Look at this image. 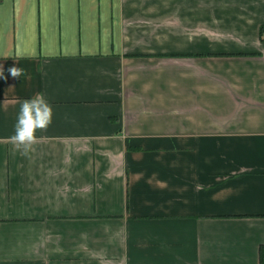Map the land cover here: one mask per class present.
<instances>
[{
  "label": "crops",
  "instance_id": "0c3cea01",
  "mask_svg": "<svg viewBox=\"0 0 264 264\" xmlns=\"http://www.w3.org/2000/svg\"><path fill=\"white\" fill-rule=\"evenodd\" d=\"M0 66V264H263L264 0H0Z\"/></svg>",
  "mask_w": 264,
  "mask_h": 264
},
{
  "label": "clouds",
  "instance_id": "9594fccd",
  "mask_svg": "<svg viewBox=\"0 0 264 264\" xmlns=\"http://www.w3.org/2000/svg\"><path fill=\"white\" fill-rule=\"evenodd\" d=\"M11 77H22L23 70L13 66L8 69ZM4 69L0 66V79H6ZM52 107L42 93L37 92L34 96L24 100L17 114L14 126V135L10 139L22 146V154L27 155L31 145L36 140V131L46 129L52 121Z\"/></svg>",
  "mask_w": 264,
  "mask_h": 264
},
{
  "label": "trees",
  "instance_id": "16d2710c",
  "mask_svg": "<svg viewBox=\"0 0 264 264\" xmlns=\"http://www.w3.org/2000/svg\"><path fill=\"white\" fill-rule=\"evenodd\" d=\"M261 261L264 264V246L261 248Z\"/></svg>",
  "mask_w": 264,
  "mask_h": 264
}]
</instances>
